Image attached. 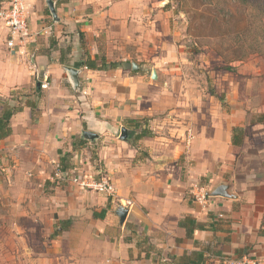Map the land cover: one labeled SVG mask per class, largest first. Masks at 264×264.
<instances>
[{"label":"crops","instance_id":"0c3cea01","mask_svg":"<svg viewBox=\"0 0 264 264\" xmlns=\"http://www.w3.org/2000/svg\"><path fill=\"white\" fill-rule=\"evenodd\" d=\"M7 1L0 0L1 4ZM44 1L40 17L42 7L38 12L34 7L39 0H27L28 23L33 29L41 28L40 18L51 16L53 25L44 26L41 36L51 30L62 42L54 45L51 33L45 48L40 43L30 49L38 54L32 55L38 63L49 55L47 72L41 77L49 86L42 90L38 81L34 90L43 97L39 109L34 108V112L40 110L38 124L32 123L33 102L12 118L13 134L0 140V161L29 155V161L50 157L56 163L66 154L79 153L77 142L86 141L81 149L90 154L95 150L93 161L101 162L117 191L116 201L99 194L95 205L99 209L94 211H107L104 218L96 219L106 234L123 230L117 245L113 244L110 264H196L197 255L202 257L200 264H239L246 257L264 264V118L250 119L254 92L248 80L244 83V77H231L222 83L220 94L200 90L198 82L186 79L179 68L169 69L175 49L170 58L159 62L163 70L154 71L156 79L154 72L152 77L145 75L140 65L137 69L143 71L134 72L130 57L118 61L124 63L112 70L81 67L87 52L92 59L116 63L102 47L106 32L99 30L111 13L101 6L110 0H53L59 21ZM124 1H118L123 4L121 9L134 4ZM132 14L125 10L127 19ZM56 25L61 27L55 29ZM26 49L27 45L18 54H27ZM67 69L78 72V87ZM9 82L15 84L12 77ZM225 92L229 106L224 107L221 94ZM4 106L0 102V116ZM237 128L245 130L240 146L233 144ZM124 129L125 141L121 140ZM145 129L151 135L139 139ZM86 132L97 138L87 140ZM93 161L79 160L82 169H88L84 177L94 178ZM222 186L225 196H210L205 205L194 200L198 190L213 193ZM79 189L88 197V190ZM76 198L79 193L69 199ZM121 207L128 208L123 225L116 213ZM187 219L203 229H196Z\"/></svg>","mask_w":264,"mask_h":264},{"label":"rangeland","instance_id":"374dc122","mask_svg":"<svg viewBox=\"0 0 264 264\" xmlns=\"http://www.w3.org/2000/svg\"><path fill=\"white\" fill-rule=\"evenodd\" d=\"M118 1L110 0L101 6L102 11L111 10V13L99 26L100 31L106 32L101 37L102 47L112 54L116 63L123 64L118 61L130 57L129 61L140 65L145 70L143 73L152 77L154 71L163 70L161 61L170 58V51L175 49L174 61L169 69L179 68V73L186 79L198 82L200 90L218 94L223 89L222 83L228 82L231 77H244V83L248 80V87L254 92L250 102L254 111L249 112L250 119L260 121L264 118V46L261 39L264 32L263 29L257 31L259 45L252 41L254 34L244 35L245 15L258 16L259 0L124 1L134 3L131 9H121L123 4ZM39 2L34 7L37 12L42 7L39 11L42 17L45 1ZM6 3L0 2V9ZM125 10L133 13L130 19L126 18ZM40 19L36 21L43 22L41 28L33 29L31 22L28 23L31 37L26 43L27 54H18L19 46L9 47L10 35L0 21V95H5L0 97V102L5 109L13 106L24 108L32 102L39 109V104L43 102L42 94L34 90L38 85L37 73L41 80L47 72L45 64L49 55L47 60L41 59L42 62L38 63L32 57L37 53H31L30 49L40 43L45 48L52 32L49 30L46 37L41 35L45 27L51 28L53 20L51 16L47 20ZM257 25L260 26V23L252 31L259 28ZM59 27L56 25L55 29ZM52 35L53 44L59 45L62 38ZM141 67L134 72L143 71ZM129 68L132 70V67ZM11 77L15 86L9 82ZM221 95V100L225 101L227 93ZM224 103V107L229 106L228 101ZM37 109L33 112V125L39 122L40 110ZM77 144L79 153L66 154L65 163L68 173L75 172L84 178L88 169L83 170L81 162L93 161L96 159L93 153L96 152L90 150V154L81 149L79 142ZM28 156L0 161V264H110L123 230L117 228L113 235H108L98 225L92 213L99 209L95 206L99 193L88 190L85 191L88 197H83L79 186L70 182V175L63 180L56 177V172L62 171L60 161L55 163L50 157L29 161ZM76 157L78 164L75 165ZM93 166L96 173L94 178L89 179L98 180L100 176L110 178L101 162L95 161ZM73 167L78 169L70 171ZM77 192L79 199H69ZM109 199L116 201L115 198ZM64 221L71 224L68 226Z\"/></svg>","mask_w":264,"mask_h":264},{"label":"built area","instance_id":"2783aa9c","mask_svg":"<svg viewBox=\"0 0 264 264\" xmlns=\"http://www.w3.org/2000/svg\"><path fill=\"white\" fill-rule=\"evenodd\" d=\"M29 19V7L27 0H9L4 8L0 9V21L3 22L6 30L10 35L9 47L11 49L16 47H25L27 41L31 37V33L28 25ZM40 87L45 90L48 88V82L40 80V75H37ZM101 174V173H98ZM71 178L69 179L72 184L78 185L82 189L91 190L102 195H106L109 198H115L117 195L114 183L110 178L100 176L99 179H89L88 177L82 178L81 175L75 173H69ZM68 176L67 173L62 171L56 172V177L63 180ZM99 176V175H98ZM196 202L205 205L208 200L207 192L204 190H198L193 194ZM234 264V263H233ZM239 264H258L256 259L246 257L242 259Z\"/></svg>","mask_w":264,"mask_h":264},{"label":"trees","instance_id":"16d2710c","mask_svg":"<svg viewBox=\"0 0 264 264\" xmlns=\"http://www.w3.org/2000/svg\"><path fill=\"white\" fill-rule=\"evenodd\" d=\"M60 3L64 2V0H59ZM248 2V0H246ZM245 1V2H246ZM258 4L260 5V12L258 14V16L256 15H245L246 18V29L244 32V35L246 34H254L255 37L254 39H252V41L259 45V35L257 33V31H259L260 29H263L264 32V0H259ZM262 15V18L258 19L259 16ZM232 18V17H231ZM257 23H260V26L257 25L255 32L252 31L255 29V25ZM264 36V35H263ZM253 37V36H252ZM262 42H263V46H264V37L262 38ZM80 42H81V46L84 47V45L86 44L85 39H84V35L80 34ZM242 51V50H241ZM83 61H81V67H86L89 70H96V71H107V70H112L118 67V63H108L107 60L105 58H98L96 57L95 59H92L88 52L85 53V55L83 56ZM99 63H101L99 65ZM37 94H40L39 92ZM36 107L35 103H33L32 105H30V108L33 110L34 112V108ZM23 108L18 107V106H13L10 108H7L3 111L2 115L0 116V140H4L8 137H10L13 134V128H12V118L18 114L19 112H22ZM244 134H245V130L244 129H240L237 128L234 130V138H233V144L235 146H240L243 142V138H244ZM151 133L150 131H148V129H145L143 131H141V133L139 134L138 138H142L144 136H150ZM237 137V138H236ZM86 143V141H84L83 139L79 141V144H84ZM66 156L65 155L59 164V168L62 170L63 173H68V166L66 165ZM106 210L102 211L101 214L98 213H94L93 216L95 219H99V218H104L105 214H106ZM65 224H67L68 226L71 224L70 221H64ZM187 223L194 226L196 229L198 230H202L203 229V225L197 223L194 220L191 219H187ZM181 226H185V223H181ZM198 258V262L196 264H200V262H202V257H200V255H197ZM221 264H232V263H224V261L221 262Z\"/></svg>","mask_w":264,"mask_h":264},{"label":"water","instance_id":"95a60500","mask_svg":"<svg viewBox=\"0 0 264 264\" xmlns=\"http://www.w3.org/2000/svg\"><path fill=\"white\" fill-rule=\"evenodd\" d=\"M47 6L52 14V16L54 17L55 20H57V12H56V7H55V3L53 0H47ZM133 69H137V66L134 65L133 66ZM67 72L69 74V76L71 77L75 87H78V72L75 71L74 69H67ZM156 72H154V75H153V79H156ZM84 136L86 137L87 140H94L97 138V136L93 133H90V132H86L84 134ZM128 138L127 136V130L124 129L122 131V135H121V140L125 141L126 139ZM226 193H225V187H219L216 191H214L213 193H207V196L210 197V196H225ZM119 219H120V223L121 225L124 224V222L126 221V218H127V215H128V208L126 207H121L119 208L117 211H116Z\"/></svg>","mask_w":264,"mask_h":264}]
</instances>
